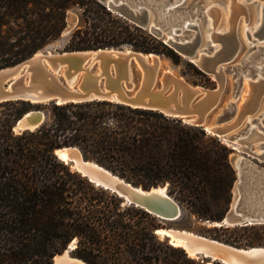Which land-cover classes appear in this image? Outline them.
Segmentation results:
<instances>
[{
    "label": "trees",
    "instance_id": "16d2710c",
    "mask_svg": "<svg viewBox=\"0 0 264 264\" xmlns=\"http://www.w3.org/2000/svg\"><path fill=\"white\" fill-rule=\"evenodd\" d=\"M73 7L81 16L71 50L127 47L183 61L160 38L100 0H0V69L57 38ZM186 65L190 82L210 85L209 75ZM50 106L51 122L17 133V121L42 104L0 103V264H51L75 239L73 255L89 264H224L158 239L155 223L145 221L154 214L132 204L123 207L118 194L98 188L56 154L58 148L77 146L135 185L167 183L172 197L199 219L215 223L229 210L236 179L231 149L218 136L179 117L109 100ZM232 227L237 226L215 230ZM210 237L242 247L234 237Z\"/></svg>",
    "mask_w": 264,
    "mask_h": 264
},
{
    "label": "water",
    "instance_id": "95a60500",
    "mask_svg": "<svg viewBox=\"0 0 264 264\" xmlns=\"http://www.w3.org/2000/svg\"><path fill=\"white\" fill-rule=\"evenodd\" d=\"M100 1L108 9L162 38L174 51L204 73L214 77L217 87L208 88L189 82L176 73L174 64L169 62L165 67V58L154 52L136 51L125 47L58 53L41 50L40 54L36 52L19 63L0 69V103L25 100L32 103L64 104L109 100L179 117L187 123L202 126L207 131L229 140L230 130L243 116L256 108L255 99L264 91L258 90V85L264 78L257 80L251 77L252 96L246 98L245 109L239 110L236 121L225 124L215 121L208 124V117L219 107L222 99L226 84L225 67L240 48L236 29L217 33L216 42L208 40V45L201 48L202 35L199 30L196 33L190 29H184L181 34L171 33L173 24H180L185 18L193 16L191 10L186 7L176 6L165 12L163 8L169 0ZM68 21L71 23L72 17H69ZM258 35L264 36V22ZM257 52L251 61L252 67L245 75L256 72L258 64L264 62V47L257 46ZM91 62L102 67V74L97 77L84 72L80 83L74 85L76 89H70V75L77 72V65H88ZM58 66L65 69L63 79L54 75L60 73ZM245 68L246 66L241 68L243 72L237 81L244 75ZM135 70L140 72L138 83L135 82ZM45 118V113L41 110H30L17 121L14 130H35L45 122ZM65 148L56 150L60 159L71 164L96 185L116 192L123 198V205H135L163 220L175 221L182 216V207L169 194L167 183L149 188L135 185L105 166L86 160L79 147L67 146L68 149L63 155ZM239 156L241 157L238 159V155H234L232 159L237 178L232 189L230 207L217 226L264 224V168L254 164L246 156ZM262 157L264 159V156ZM174 230L176 234L184 237L186 245L182 247L192 257L219 260L224 264H264V246L238 247L186 229ZM166 238L171 243L172 235L168 234ZM73 250L74 248L69 246L65 251L58 253L51 264H89L84 259L73 256Z\"/></svg>",
    "mask_w": 264,
    "mask_h": 264
},
{
    "label": "rangeland",
    "instance_id": "374dc122",
    "mask_svg": "<svg viewBox=\"0 0 264 264\" xmlns=\"http://www.w3.org/2000/svg\"><path fill=\"white\" fill-rule=\"evenodd\" d=\"M236 1H238V3H240L241 5H244V7L246 8V12H247V13L244 12L240 14V17L238 16L237 18L236 31H237L238 39H240L241 44H240V48H239L237 55L233 59L228 61V64L225 67L226 84H225V88L222 94V99L219 104V107L208 117V120H207L208 124H211L215 121H217L220 124L231 123V122L236 121L238 113H239L238 106L241 104L242 101H246V100H243V97H242V95L247 90V86L244 84L245 74L248 73L249 69L252 67L251 61L254 59V57L258 53L257 46L264 47V37L262 39H259V37H256L255 35H253L254 34L253 32H255L260 26V22L263 17L262 12H261V9H262L261 5L264 4V0H236ZM229 2H231V0H186L184 5L181 6V7H186L187 10H191V13L193 14L192 17H194V19H190V20H192L193 23H194V20L197 18V16L201 17V20L199 21L200 23L199 28H200L201 35H202L201 48H205L206 45H208L207 36H208L209 30L207 29V26L211 27L210 31H217V30L223 31L226 28H227L226 30H229L231 26L230 19L232 17V9L228 6L230 5ZM227 7L230 9L227 10ZM211 8H217L221 12L220 17L217 21V25L214 28H212L213 25H209L210 21H214V17L212 16L209 17L210 15L206 14L207 12L206 10L211 9ZM80 16H81V10L78 7L70 8L67 11V22H66V26L63 29L62 33L57 38L48 42L43 48L39 50H44V51L50 50L55 53L71 51V49L68 48V44H69L70 37H71L73 30L76 28V26L80 22ZM69 17H72L71 23H69L68 21ZM152 19H154V16H152ZM245 27L249 29V33L252 35V38L258 40L256 43H252V44L250 43L251 41L244 34ZM145 30L147 32H150L147 29ZM190 30L194 31L193 29H190ZM181 33H183V31L179 32V34ZM160 39L163 41L162 38ZM162 56L165 58V61H164L165 67L167 66L169 62L174 64L176 66L175 67L176 73L178 75L185 77V79H187L186 76L184 75V71L189 72V68L186 65V62L187 61L190 62V61L187 58L183 57L182 62L175 63L172 59L168 58L167 56L165 55H162ZM245 66L246 68L244 71V75L239 81H237V79L239 78V75L242 74L243 72V69L241 68ZM260 66H264V62H262ZM92 70L93 71L97 70V64L93 65ZM256 75L257 73L254 72L253 74L249 76L250 78L254 77V79H256ZM209 76L211 77L210 85H201V84L199 85L208 87V88L217 87V80L211 75ZM263 76H264V71H263ZM60 78L63 79V76L60 75ZM139 78H140V72L138 70H135V82L136 83L139 82ZM129 92H132V90H129ZM255 103H256V108H254L248 114L243 116L239 120V123H237V125L234 128H232L230 132L228 133V137L230 138L229 139L230 141H227V140L225 141L222 137L218 136L221 139L222 143H224L231 149L229 158H230L231 165L235 170L236 178H237L236 169L232 163V159L234 158V155L246 156V158L252 161L254 164L258 165L261 168H264V159L262 157L264 156V138H261V136H264V123H262V119L264 118V91L259 95L258 98L255 99ZM35 104H42V107L36 110H41L42 112L45 113V116H46L45 122H51L52 120L51 119L52 109L50 106L51 103H35ZM207 132L210 135L217 136L213 134L212 132H209V131ZM17 133H20V132H17ZM236 140H238V142H236L235 145L234 143L232 144V141H236ZM80 150L82 151L81 148ZM82 154L86 160L95 161L92 158L85 157L83 151H82ZM71 167L73 168L72 165ZM73 169L77 170L75 168ZM96 186L98 188L101 187L99 185H96ZM109 191L113 192L110 189ZM119 197L123 201V198L121 196ZM179 204L182 207V216L179 219L175 221L163 220L154 215L155 218H152L153 220L145 219V221H152L153 223H155L156 225L155 233H156L157 228H162V227L174 228V229H186V230H189V231H192V232H195L197 234H201L207 237H210V234H213V235L218 234V236L222 240L223 238L225 239L228 237L229 238L234 237L240 241V245L242 247L251 246V245L252 246H264V224L249 225L246 227L237 226V227H232L229 230L228 229L215 230L216 225L214 223H211L209 220L199 219L188 207H186L185 204L181 202H179ZM123 207H125V205ZM137 216H140V214H138ZM156 235L158 239L160 240H168L167 238L165 237L163 238L157 233ZM74 241H75V247H74L75 249L78 245V241L76 239ZM168 242L170 243L169 240Z\"/></svg>",
    "mask_w": 264,
    "mask_h": 264
},
{
    "label": "bare ground",
    "instance_id": "6f19581e",
    "mask_svg": "<svg viewBox=\"0 0 264 264\" xmlns=\"http://www.w3.org/2000/svg\"><path fill=\"white\" fill-rule=\"evenodd\" d=\"M185 2H186V0H169L165 4V6H164L163 9H164L165 12H169L171 9H174L176 6H183ZM229 3H230V5H228V6L232 9V17L230 19L231 26H230L229 30H226L227 29L226 27H228V26H226L225 27L226 29H224L226 31H232V30L236 29L237 28V18H238V16L240 17V14L246 12V8L244 7V5H241L240 3H238V1L231 0V2H229ZM261 6H262L261 12H262L263 17L261 16L262 19H261V22H260V26L258 27V29L255 32H253L254 33L253 35H255L256 37H259L258 32L260 31L261 26H262V24L264 22V4H262ZM230 8L227 7V10L230 9ZM206 11H207L206 14H209L210 15V16L208 15L209 17H211V16L214 17V21H210L209 22V25H213L212 28H214L217 25V21H218V19L220 17V13L221 12L217 8L207 9ZM190 19H194V17H192V16L191 17H187L180 24H173L171 26V33H178L180 31H183L184 29H193V30L195 29L194 30L195 33H196V31L198 32V30L201 33L200 28H199V26H200L199 21L201 20V17L197 16V18L194 20V23ZM196 28H198V29H196ZM207 29L209 30L208 31L207 38H208V40H211L213 43L218 40L217 33H219V32H222V33L223 32H226L224 30L223 31H220V30L219 31L218 30L217 31H210L211 27H208V26H207ZM244 34L251 41L250 42L251 44L252 43H256L258 41L257 39H253L252 38V35L249 33V29L247 27H245ZM263 37H259V39H262ZM40 51H38L39 54H40ZM51 53H54V52L51 51ZM56 53H58V52H56ZM94 64H95L94 62H91L88 65L85 64V63L83 65H77V66H79V69L77 70V72H75V73H73V74L70 75V82L72 84L71 87H70V89H72V90H75L76 89L74 85L76 83L77 84L80 83L84 72L87 75H96L97 77H98V75H101L102 74V70H101L102 67L99 64H97V70L96 71H93L92 70V67H93ZM260 64H258L257 70H256V73H257L256 78H257V80H259L261 77L262 78L264 77L263 76L264 66H260ZM49 68H51V67H49ZM57 70H59L60 73L59 74H56L55 73L54 75L57 76L58 78L60 77V75H62L64 77V75H65V73H64L65 72V69L63 68V66H58V69ZM130 80H132V76L130 77ZM244 84L247 86V90L242 95V97H243V100H246V98H248V99L251 98V96H252L251 93L253 91V89L251 88V84L252 83H251V78H250L249 75H245ZM261 89H264V81H262L258 85V90H261ZM244 102L245 101H242L241 104L238 106L239 107V110H241L242 108L245 109ZM248 119H250V118H248ZM262 123H264V118L262 119ZM207 128H210V127L207 126ZM261 138H264V136H261ZM223 139L225 141L226 140L227 141H230V140H228L226 138H223ZM236 142H238V140L232 141V144L234 143V145H235ZM67 149L68 148L66 146L65 150H63L64 151L63 155H65ZM240 157L241 156L238 155V159ZM235 166L237 167V165H235ZM155 216H157V215H155ZM170 221H174V220H170ZM214 224L215 225H220L218 222H215ZM156 232L160 236H162L163 238L164 237L166 238L168 234L169 235H172V241H171V243L174 244V245H176V246H181L182 247L183 245H186V240L184 239V237L182 235L176 234L174 228H164V227H162V228H158L156 230ZM180 232L182 233V231H180ZM70 247H72V248L75 247V241H73L71 243ZM192 254L194 255V253H192Z\"/></svg>",
    "mask_w": 264,
    "mask_h": 264
}]
</instances>
